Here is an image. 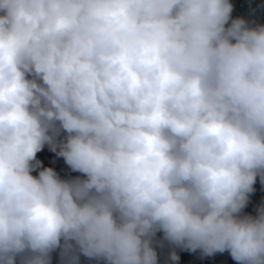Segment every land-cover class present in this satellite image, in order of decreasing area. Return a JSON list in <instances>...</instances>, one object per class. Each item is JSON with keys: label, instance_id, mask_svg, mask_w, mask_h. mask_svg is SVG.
Instances as JSON below:
<instances>
[{"label": "clouds", "instance_id": "clouds-1", "mask_svg": "<svg viewBox=\"0 0 264 264\" xmlns=\"http://www.w3.org/2000/svg\"><path fill=\"white\" fill-rule=\"evenodd\" d=\"M237 1L0 0V264H264V10Z\"/></svg>", "mask_w": 264, "mask_h": 264}, {"label": "bare ground", "instance_id": "bare-ground-1", "mask_svg": "<svg viewBox=\"0 0 264 264\" xmlns=\"http://www.w3.org/2000/svg\"><path fill=\"white\" fill-rule=\"evenodd\" d=\"M260 1L264 2V0H260ZM253 9H255V11H249L248 12V13L253 12L252 15L246 16V17H243V18H245L246 20H250L253 16H255L256 13H258V10H264L261 6H259V7L255 6V7H253ZM263 20H264V18L261 19V20H258V21H257L256 18L252 19L253 22L257 21L256 23H261V21H263ZM48 151H49L48 148H46L44 146L42 148V150L36 154V157L38 155H41L43 157L45 154H47ZM36 157H35V159H36ZM61 160L62 159H58L56 157H52V160L49 163V167L52 168L61 179H69L66 176H64V168H62L63 167L62 165H64V163ZM59 163H60L61 166L60 167H55V164H59ZM36 172H37L36 170H33V173L31 172V175L35 176ZM252 202H253L252 204L247 205L246 207L254 205V203L257 202V201H252ZM250 215H252V214H250ZM157 235H158L157 236L158 237L157 241L159 242V244H156L157 249L155 251L157 253V257H160V256L164 255L165 249L168 246V244H167V242L162 240V236L160 234H157ZM205 258L208 259L209 257H205ZM189 259H190L189 257H183L184 261H188ZM57 260H58V256L55 253L51 254V264H56ZM86 262H87V260H83V261L80 262V264H86ZM161 262H162V259H158L157 258V264H160ZM57 264H60V263H57Z\"/></svg>", "mask_w": 264, "mask_h": 264}, {"label": "water", "instance_id": "water-1", "mask_svg": "<svg viewBox=\"0 0 264 264\" xmlns=\"http://www.w3.org/2000/svg\"><path fill=\"white\" fill-rule=\"evenodd\" d=\"M38 157H41L40 155L38 156ZM43 157H47V160L48 161H50L51 162V160H52V157H56V158H58V159H62V158H60V157H57L56 155H55V153H53V152H50V151H48L47 152V154H45ZM62 162H63V159L61 160ZM64 163V162H63ZM61 165H60V163L59 164H55V167H60ZM63 167L62 168H64V176H66L67 178H69V179H73V178H76V177H80L81 179H83L84 177H83V174H81V173H78V172H72L68 167H67V165H62ZM32 173H33V171H32ZM31 174V173H30ZM249 200V199H248ZM251 203V201H248V203H247V205L248 204H250ZM246 205V206H247ZM156 238V237H155ZM83 260H86L84 257H80V262L81 261H83ZM86 264H95V263H93L92 261H88L87 260V262H86Z\"/></svg>", "mask_w": 264, "mask_h": 264}, {"label": "trees", "instance_id": "trees-1", "mask_svg": "<svg viewBox=\"0 0 264 264\" xmlns=\"http://www.w3.org/2000/svg\"><path fill=\"white\" fill-rule=\"evenodd\" d=\"M233 1L234 0H230L231 3ZM237 3L244 4V6L239 7V9L237 10L240 13H248L249 12V8H248L249 4H251V5H259L261 7L264 5V2H262L260 0H254V1L253 0H238ZM252 7H255V6H252Z\"/></svg>", "mask_w": 264, "mask_h": 264}]
</instances>
